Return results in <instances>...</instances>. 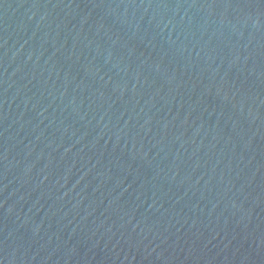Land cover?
Here are the masks:
<instances>
[{
  "label": "water",
  "instance_id": "95a60500",
  "mask_svg": "<svg viewBox=\"0 0 264 264\" xmlns=\"http://www.w3.org/2000/svg\"><path fill=\"white\" fill-rule=\"evenodd\" d=\"M0 264H264V0H0Z\"/></svg>",
  "mask_w": 264,
  "mask_h": 264
}]
</instances>
